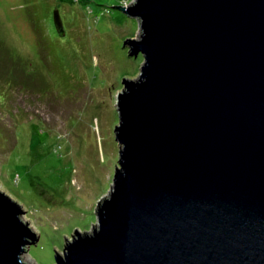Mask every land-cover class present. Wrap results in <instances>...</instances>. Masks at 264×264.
Masks as SVG:
<instances>
[{"label": "water", "instance_id": "obj_1", "mask_svg": "<svg viewBox=\"0 0 264 264\" xmlns=\"http://www.w3.org/2000/svg\"><path fill=\"white\" fill-rule=\"evenodd\" d=\"M121 145L99 225L56 264H264V0H137ZM60 37L67 32L53 12ZM0 191V264L39 239Z\"/></svg>", "mask_w": 264, "mask_h": 264}, {"label": "rangeland", "instance_id": "obj_2", "mask_svg": "<svg viewBox=\"0 0 264 264\" xmlns=\"http://www.w3.org/2000/svg\"><path fill=\"white\" fill-rule=\"evenodd\" d=\"M136 2L0 0V191L39 236L27 264H56L76 229L99 225L119 166L118 97L145 61L124 47L140 21L110 5ZM55 8L67 32L58 40Z\"/></svg>", "mask_w": 264, "mask_h": 264}, {"label": "trees", "instance_id": "obj_3", "mask_svg": "<svg viewBox=\"0 0 264 264\" xmlns=\"http://www.w3.org/2000/svg\"><path fill=\"white\" fill-rule=\"evenodd\" d=\"M53 32L55 33V29L53 30ZM56 35V37H54V39L56 38V40H58L59 38H60V36H57V34H55ZM53 39V40H54ZM42 40V41H41ZM41 40L39 41V44L42 46V44L44 43V42H46L47 40H44V37L43 38H41Z\"/></svg>", "mask_w": 264, "mask_h": 264}]
</instances>
